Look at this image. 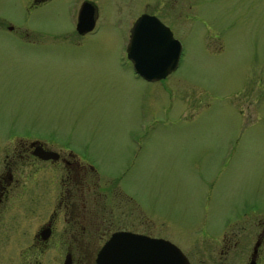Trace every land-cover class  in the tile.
Returning <instances> with one entry per match:
<instances>
[{
    "label": "rangeland",
    "instance_id": "1",
    "mask_svg": "<svg viewBox=\"0 0 264 264\" xmlns=\"http://www.w3.org/2000/svg\"><path fill=\"white\" fill-rule=\"evenodd\" d=\"M143 1L100 0L76 36L77 0H0V120L68 143L128 229L182 246L264 203V0H176L181 54L158 80L133 74L115 26Z\"/></svg>",
    "mask_w": 264,
    "mask_h": 264
},
{
    "label": "flooded vegetation",
    "instance_id": "2",
    "mask_svg": "<svg viewBox=\"0 0 264 264\" xmlns=\"http://www.w3.org/2000/svg\"><path fill=\"white\" fill-rule=\"evenodd\" d=\"M44 1L27 0L26 11ZM174 7H178L176 0H144L135 12L125 15L123 23V14H117L115 26L125 32L122 51L126 60L130 62L124 50L137 17H154L174 36L172 27L182 17ZM80 8L85 13L90 9L92 18V26L85 31L76 27ZM99 8L100 0H77L76 36L94 32ZM16 27L15 34L25 44L45 40L22 35L27 28L38 32L34 27ZM158 29L155 24L154 30ZM49 38L53 41L52 35ZM59 141L51 134L37 133L32 124L19 126L15 121L0 120V264H97L99 249L114 231H133L128 229L131 208L127 206L124 220L115 217L113 207L102 202L106 191L98 184L95 167L82 153ZM115 195L112 191L113 198ZM114 208L123 214L121 207ZM241 216L219 222L217 230L202 233L188 244L177 245L188 264H264V203L251 212L243 210ZM119 221H127V225H119Z\"/></svg>",
    "mask_w": 264,
    "mask_h": 264
},
{
    "label": "water",
    "instance_id": "3",
    "mask_svg": "<svg viewBox=\"0 0 264 264\" xmlns=\"http://www.w3.org/2000/svg\"><path fill=\"white\" fill-rule=\"evenodd\" d=\"M151 20V22L148 21ZM159 27L154 30V25ZM92 26L90 9H79L76 27L85 31ZM181 44L165 25L141 14L130 29L125 46L136 73L146 80L164 77L176 67ZM97 264H188L182 251L171 241L130 231H116L100 248Z\"/></svg>",
    "mask_w": 264,
    "mask_h": 264
}]
</instances>
